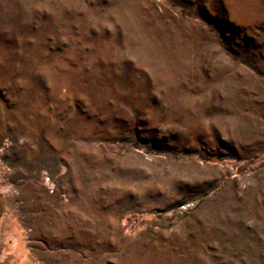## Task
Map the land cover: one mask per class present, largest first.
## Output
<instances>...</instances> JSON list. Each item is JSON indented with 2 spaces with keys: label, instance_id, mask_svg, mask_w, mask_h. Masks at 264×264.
<instances>
[{
  "label": "rangeland",
  "instance_id": "rangeland-1",
  "mask_svg": "<svg viewBox=\"0 0 264 264\" xmlns=\"http://www.w3.org/2000/svg\"><path fill=\"white\" fill-rule=\"evenodd\" d=\"M0 264H264V0H0Z\"/></svg>",
  "mask_w": 264,
  "mask_h": 264
}]
</instances>
